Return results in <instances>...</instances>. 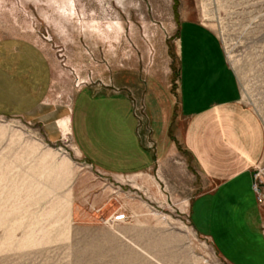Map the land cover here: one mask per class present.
Instances as JSON below:
<instances>
[{
	"label": "rangeland",
	"instance_id": "rangeland-1",
	"mask_svg": "<svg viewBox=\"0 0 264 264\" xmlns=\"http://www.w3.org/2000/svg\"><path fill=\"white\" fill-rule=\"evenodd\" d=\"M187 21L217 37L241 102L264 132V0H0L1 56L14 57L24 41L48 64L36 109L0 113V264H227L190 221L202 184L181 158L108 175L82 156L64 124L82 87L116 91L90 100L105 146L94 159L108 171L135 170L130 154L114 156L110 139L136 130L143 139L152 123L145 94L176 99L178 32Z\"/></svg>",
	"mask_w": 264,
	"mask_h": 264
},
{
	"label": "crops",
	"instance_id": "crops-1",
	"mask_svg": "<svg viewBox=\"0 0 264 264\" xmlns=\"http://www.w3.org/2000/svg\"><path fill=\"white\" fill-rule=\"evenodd\" d=\"M178 38L176 99L162 90L159 94H145L143 105L155 126L150 122L146 125L143 139L136 130L137 138L123 139L118 135L109 142L114 156L130 154L137 162L135 170L125 174L108 171L94 159L104 143L94 132L99 128L100 118L94 115L99 107L90 100L97 94L109 100L117 95L116 91L95 86L79 89L70 118H64L65 128L69 123L70 130L71 124L76 149L95 169L108 175L143 173L169 157L181 158L202 184L201 192L189 204L190 221L197 233L212 243L227 264H264V258L257 257L259 241L264 252V201H252L249 196L250 192L255 195V169L264 156L262 125L254 111L242 104L235 75L217 37L204 25L187 21L179 26ZM3 44L0 113L32 112L44 97L46 57L24 41L16 43L14 57H3ZM87 88L91 92L84 96ZM173 108L178 111L175 121ZM114 131L107 130L110 136Z\"/></svg>",
	"mask_w": 264,
	"mask_h": 264
},
{
	"label": "built area",
	"instance_id": "built-area-1",
	"mask_svg": "<svg viewBox=\"0 0 264 264\" xmlns=\"http://www.w3.org/2000/svg\"><path fill=\"white\" fill-rule=\"evenodd\" d=\"M262 171L259 169L254 174V183H253V191L256 195L257 201L259 203L264 201V193L262 192V180H261V174L264 175V173H261Z\"/></svg>",
	"mask_w": 264,
	"mask_h": 264
}]
</instances>
